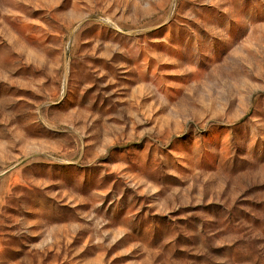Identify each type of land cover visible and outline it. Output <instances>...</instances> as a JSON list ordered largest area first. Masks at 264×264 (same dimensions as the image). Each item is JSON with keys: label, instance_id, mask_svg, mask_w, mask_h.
I'll list each match as a JSON object with an SVG mask.
<instances>
[{"label": "rangeland", "instance_id": "obj_1", "mask_svg": "<svg viewBox=\"0 0 264 264\" xmlns=\"http://www.w3.org/2000/svg\"><path fill=\"white\" fill-rule=\"evenodd\" d=\"M0 264H264V0H0Z\"/></svg>", "mask_w": 264, "mask_h": 264}]
</instances>
